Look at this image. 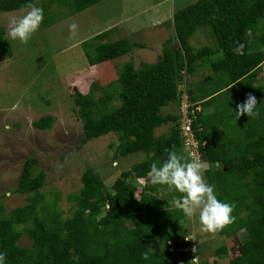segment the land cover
Returning a JSON list of instances; mask_svg holds the SVG:
<instances>
[{
  "label": "trees",
  "instance_id": "16d2710c",
  "mask_svg": "<svg viewBox=\"0 0 264 264\" xmlns=\"http://www.w3.org/2000/svg\"><path fill=\"white\" fill-rule=\"evenodd\" d=\"M101 1L48 0L47 7L67 5L73 15ZM29 2L34 4V0H0V13L22 10ZM37 7L43 9V27L56 22L47 7ZM172 19L174 36L164 42L155 63H141L138 68L124 63L110 90L93 82L87 94L75 88L71 95L73 110L82 122L81 145L114 134L117 143L110 144L114 160L137 154L145 160L122 172L112 192L87 168L80 191L72 197L74 210L65 218L56 203H48L41 194L46 175L34 173L36 160L25 161L14 191L33 197L6 214L0 208L4 264H182L185 256L189 264H203L192 261L196 249L185 251L190 247L185 231L188 220L171 203L179 194L168 191L165 201L153 195L158 185L151 183L148 172L173 148L190 161L182 151L178 115H161V109L177 106L181 78L193 76L205 65L213 74L198 93L192 91L189 101L213 108L208 114H196L193 130L199 143L206 142L200 148L202 161L217 166L205 171L207 182L214 185L219 200L235 205V223L219 234H245L243 252L231 264H264V78L256 83L252 79L264 67V0H195L174 12ZM200 31L209 32L215 47L191 45ZM111 32H99L81 43L89 68L145 48L125 38L109 40ZM237 42L244 45L243 55L233 51ZM10 48L0 28V54L11 56ZM95 90L101 91L97 98ZM249 94L257 99L260 117L244 115L237 120V105ZM54 120L43 116L33 127L49 130ZM169 123L167 134L155 136L156 129ZM254 130L259 134L252 135ZM128 179L145 180L142 190ZM127 223L133 227L127 228ZM23 236L29 246L19 245ZM143 253H148L147 260ZM226 253L222 246L217 254Z\"/></svg>",
  "mask_w": 264,
  "mask_h": 264
},
{
  "label": "rangeland",
  "instance_id": "374dc122",
  "mask_svg": "<svg viewBox=\"0 0 264 264\" xmlns=\"http://www.w3.org/2000/svg\"><path fill=\"white\" fill-rule=\"evenodd\" d=\"M193 1L103 0L71 15L67 5L47 7L48 0H34L36 6L47 7V14L56 22L47 27L41 25L27 44L12 40L7 34L8 21L12 17L22 16L25 9L0 13V28L4 29L12 52L11 56L0 54V208L3 214L26 205L33 197L32 194L14 191L27 160H36L34 173H45L46 183L40 192L48 203H56L64 218L70 217L74 210L72 197L80 191V178L87 168L99 175L105 188L112 192V185L122 172L145 160L142 154L114 160L113 148H110L111 143H117L114 134L81 145L82 122L73 110L71 95L75 88L87 94L93 82L110 90V83L117 79L124 63L132 62L135 68L141 63H155L164 42L174 36V12ZM72 23L78 25V35L74 38L69 32ZM108 29L112 31L109 40L125 38L130 42L142 43L145 48L134 49L128 56L89 68L81 43ZM190 41L195 48L202 45L215 47L208 31L197 32ZM217 57L211 56L209 61ZM212 74L207 65L199 66L193 76L184 77L185 86L196 94L209 82ZM262 78L264 67L252 79L256 83L261 82ZM93 95L97 98L101 91L95 90ZM203 109V115L213 110ZM176 113L174 104L161 109V115ZM43 116L54 117L51 129L37 130L33 127V123ZM170 126L169 123L156 129L155 136L167 134ZM218 131H222V128ZM250 133L256 135L259 131ZM205 165L206 170L217 169V166ZM204 176L206 179L205 172ZM128 183L141 191L145 180L128 179ZM152 194L165 201L168 190L158 186ZM186 220L185 231L189 232L186 241L194 245L191 249L197 246L192 261L231 264L233 257L242 254L243 232L213 236L200 231L198 215L194 220ZM126 227L132 228L133 224L127 223ZM18 243L21 246L31 244L27 236H23ZM222 246L226 247L227 253L217 254ZM185 258L181 263L189 264L188 258Z\"/></svg>",
  "mask_w": 264,
  "mask_h": 264
},
{
  "label": "clouds",
  "instance_id": "9594fccd",
  "mask_svg": "<svg viewBox=\"0 0 264 264\" xmlns=\"http://www.w3.org/2000/svg\"><path fill=\"white\" fill-rule=\"evenodd\" d=\"M24 14L19 17H12L7 24V34L12 40H18L21 44H27L34 34L39 30L44 13L41 7L29 2L24 5ZM173 24V23H172ZM71 37L78 35V25H69ZM244 45L237 42L233 51L237 55H243ZM184 75V71H182ZM178 87H184L188 97L192 95V90L185 86L184 77L181 78ZM179 103V95H178ZM191 103V102H190ZM257 99L249 94L244 103L237 105V120L244 115L248 118L259 117ZM200 109L203 114V107L200 103H191ZM177 115H178V105ZM167 158L163 161L154 162L151 165L148 176L153 185L166 187L171 193H178L171 203L180 209L189 220H194L197 215L201 225L200 231L213 236L235 223L233 215L234 204L222 202L217 198L214 185L207 182L204 176L206 165L200 160L186 161L177 154L175 149L166 150ZM191 246V244H190ZM197 246L195 245V248ZM6 253H0V264H4ZM142 258L147 260L148 253H143Z\"/></svg>",
  "mask_w": 264,
  "mask_h": 264
},
{
  "label": "built area",
  "instance_id": "2783aa9c",
  "mask_svg": "<svg viewBox=\"0 0 264 264\" xmlns=\"http://www.w3.org/2000/svg\"><path fill=\"white\" fill-rule=\"evenodd\" d=\"M200 112L198 107H195L190 103L188 94L184 87L180 88L179 93V103H178V124L180 130V137L182 139V148L183 153H187L188 157L191 160H202L200 148L206 146V142L202 141L199 143L196 134L193 130V123L196 120V114ZM187 240V239H186ZM194 245H191L192 247ZM185 249V251L193 250L195 251V247ZM197 260V259H196ZM198 262V260L196 261Z\"/></svg>",
  "mask_w": 264,
  "mask_h": 264
},
{
  "label": "crops",
  "instance_id": "0c3cea01",
  "mask_svg": "<svg viewBox=\"0 0 264 264\" xmlns=\"http://www.w3.org/2000/svg\"><path fill=\"white\" fill-rule=\"evenodd\" d=\"M203 111H204V110H203ZM208 113H209V112H208ZM208 113H207V114H208ZM222 130H223V129H222ZM220 132H221V131H220ZM220 132L218 131V133H220Z\"/></svg>",
  "mask_w": 264,
  "mask_h": 264
}]
</instances>
